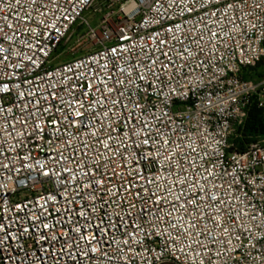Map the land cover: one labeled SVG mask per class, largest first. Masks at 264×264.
Wrapping results in <instances>:
<instances>
[{
  "label": "built area",
  "instance_id": "obj_1",
  "mask_svg": "<svg viewBox=\"0 0 264 264\" xmlns=\"http://www.w3.org/2000/svg\"><path fill=\"white\" fill-rule=\"evenodd\" d=\"M252 106L264 0H0V264H264Z\"/></svg>",
  "mask_w": 264,
  "mask_h": 264
},
{
  "label": "rangeland",
  "instance_id": "obj_2",
  "mask_svg": "<svg viewBox=\"0 0 264 264\" xmlns=\"http://www.w3.org/2000/svg\"><path fill=\"white\" fill-rule=\"evenodd\" d=\"M85 39L86 30L82 24L71 29L63 42L58 46L55 52V59L53 64L62 63L72 59L73 57L80 56L90 47V44L88 42H85ZM244 125L245 122L243 123L242 127ZM242 127L237 130L238 134ZM236 138L237 137H233L232 141H234Z\"/></svg>",
  "mask_w": 264,
  "mask_h": 264
},
{
  "label": "trees",
  "instance_id": "obj_3",
  "mask_svg": "<svg viewBox=\"0 0 264 264\" xmlns=\"http://www.w3.org/2000/svg\"><path fill=\"white\" fill-rule=\"evenodd\" d=\"M258 78L260 73L255 74ZM252 78V76H250ZM264 136V109L252 106L246 117L245 125L240 130L237 138L234 140V144L239 149H243V146L251 141H254L257 137Z\"/></svg>",
  "mask_w": 264,
  "mask_h": 264
},
{
  "label": "snow or ice",
  "instance_id": "obj_4",
  "mask_svg": "<svg viewBox=\"0 0 264 264\" xmlns=\"http://www.w3.org/2000/svg\"><path fill=\"white\" fill-rule=\"evenodd\" d=\"M170 30V29H169ZM213 35H215V34H213ZM124 39H127V37H124ZM153 63H155V61H153ZM142 79H143V77H141ZM111 91V90H110ZM114 103H115V101H114ZM145 143H147V141H144ZM165 159H168V157H165ZM153 181H151V180H149L148 181V183H152ZM181 182H183V181H181ZM168 191L170 192L171 191V189H168ZM137 195H139V193H137ZM152 196H155V193H152ZM150 199H151V197H150ZM161 199H166V197H158L157 198V201H156V203L158 204L159 203V201L161 200ZM176 199L177 200H179L180 199V197L179 196H177L176 197ZM214 199V198H213ZM196 204V200H194V199H185V201L183 202V204H181V207H185L186 205H195ZM173 207L175 208L176 206L175 205H173ZM172 228H174V229H178L179 227H180V225L177 223V224H172V225H170ZM192 227H195V224L193 223L192 225H191Z\"/></svg>",
  "mask_w": 264,
  "mask_h": 264
}]
</instances>
